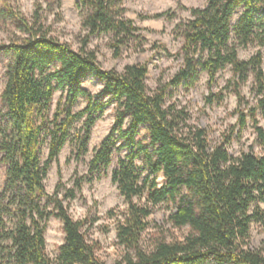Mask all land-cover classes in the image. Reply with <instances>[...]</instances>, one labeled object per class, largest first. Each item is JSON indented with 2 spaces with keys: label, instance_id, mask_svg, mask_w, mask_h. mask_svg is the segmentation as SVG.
I'll use <instances>...</instances> for the list:
<instances>
[{
  "label": "trees",
  "instance_id": "obj_1",
  "mask_svg": "<svg viewBox=\"0 0 264 264\" xmlns=\"http://www.w3.org/2000/svg\"><path fill=\"white\" fill-rule=\"evenodd\" d=\"M75 7L86 32L77 49L53 36L37 11L29 21L0 0V21L16 24L22 33L17 40L0 43V54L9 58L0 95V264H53L44 237L51 216L60 219L64 233L56 264H105L82 231L84 221L73 219L64 201L73 199L84 181L99 179L113 154L122 151L111 172V181L127 203L116 236L132 253L113 264H264V255L246 247L251 225L264 226V152L231 154L232 131L212 144L204 128L189 122L185 108L168 102L170 87L188 90L205 73L211 88L217 73L229 68L232 76L224 89L236 98L238 130L250 118L264 146V129L257 119L258 111L264 115V0H206L201 7H189L190 18L174 28L182 40L180 67L153 90L146 84L145 63L106 70L87 48L96 34H110L116 53L131 39L140 40L141 28L125 16L124 0H76ZM248 46L257 50L240 58L239 49ZM89 75L102 83L99 92L82 86ZM250 75L254 104L242 92ZM56 92L60 96L52 109ZM80 99L85 104L75 111ZM221 99V93L205 97L209 104ZM112 105L113 124L93 150L87 174L61 198L58 185L54 195H48L44 180L62 147L72 140L75 158L85 155L93 126ZM141 127L147 139L138 138ZM44 146L47 156L42 159ZM160 174L164 183L159 186ZM134 198H145L146 203ZM162 202L174 207L172 224L189 231L182 240H161L146 251L140 238L151 214L149 204Z\"/></svg>",
  "mask_w": 264,
  "mask_h": 264
},
{
  "label": "rangeland",
  "instance_id": "obj_2",
  "mask_svg": "<svg viewBox=\"0 0 264 264\" xmlns=\"http://www.w3.org/2000/svg\"><path fill=\"white\" fill-rule=\"evenodd\" d=\"M206 0H124L126 7L125 16L134 20L139 26L140 40L131 39L127 44L120 47L119 52L111 45L110 34H96L89 38L87 48L94 50L103 69H115L121 71L126 64L145 63L148 68L146 84L149 90L169 81L181 64L178 55L182 40L174 30L180 20L190 18L189 7H201ZM7 6L21 14L29 21L34 12L42 18L44 24L50 28L53 36L59 40L67 41L77 49L82 44L86 32L80 26V16L75 7L76 0H6ZM167 11V14L158 17H148L155 12ZM238 14L234 16L236 19ZM22 33L16 24L0 21V43H8L17 40ZM257 50L254 46L239 49L240 58L247 59ZM263 55L262 69L264 71V47L261 48ZM9 58L0 54V95L5 85V66ZM232 76L229 68L219 71L214 84L209 88L207 75L203 73L198 82L186 90L182 86L168 89V102H174L178 107H183L190 115L189 122L205 129L207 137L212 144L218 143L229 135L231 142L228 151L237 155L241 151H253L257 154L264 152V146L259 144L253 131L250 118L242 130L237 127V115L235 114L236 98L232 93L224 89L227 80ZM82 86L92 93H97L102 88V83L94 76L85 78ZM253 77L249 76L242 86L245 98L255 103ZM221 93L222 99L211 104L205 100L209 93ZM60 92L53 97L52 109H54ZM84 100L80 99L74 110L84 106ZM2 103L0 99V110ZM115 114V106L108 107L101 118L91 130L88 142V152L76 159L74 156V142L67 141L62 147L58 159L52 162L44 180L45 191L48 195H54L57 185L60 187L59 198L67 190L74 187L77 178L83 177L88 172V162L93 150L109 132ZM259 125L264 129V115L258 111ZM80 123L75 124L79 128ZM74 133V129L72 130ZM138 138L147 139L144 127L140 128ZM72 139V138H71ZM125 151L115 152L109 167L100 174V178H94L91 182L84 181L79 189H75V197L66 199L64 205L73 219L83 220L82 231L90 243L94 245L96 255L105 264H113L115 261L129 252L119 243L116 236V228L123 218L127 208L124 197L118 192L116 185L111 181V172L117 165L119 157L124 156ZM42 159L47 156L46 146L41 148ZM140 164V162H138ZM148 173L147 170L143 175ZM4 179V166L0 165V187ZM160 186L164 178L160 174L156 178ZM43 198V202H46ZM134 201L145 204V198H134ZM151 206V214L147 217V228L142 232L140 246L146 251L154 250L156 244L161 241L173 242L182 240L188 233L187 226L177 227L169 220V215L174 207L169 202H162ZM264 207L263 204H261ZM45 250L48 256L56 264L55 258L58 247L63 242L64 233L60 219L51 216L46 221ZM264 255V226L253 223L250 230V238L246 246Z\"/></svg>",
  "mask_w": 264,
  "mask_h": 264
}]
</instances>
